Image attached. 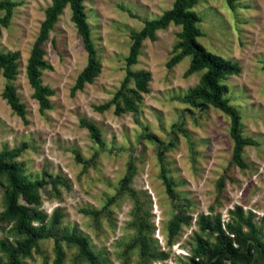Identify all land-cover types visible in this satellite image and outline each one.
<instances>
[{
  "label": "rangeland",
  "instance_id": "obj_1",
  "mask_svg": "<svg viewBox=\"0 0 264 264\" xmlns=\"http://www.w3.org/2000/svg\"><path fill=\"white\" fill-rule=\"evenodd\" d=\"M1 1L14 7L0 28V53L16 67L10 79L0 70V153L18 150L11 161L20 176L44 181L35 204L21 197L18 204L43 217L32 227L52 234L20 264H90L63 239L69 237L83 238L99 264H209L194 255L199 240L212 246L218 234L206 224L218 220L223 230L238 210L250 244H264V0H198L190 9L198 42L238 68L220 83L247 142L243 166L233 158L230 117L211 105L187 104L204 71L188 74L190 57L172 63L180 26L170 23L144 39L127 64L132 35L175 0H82L98 73L80 90L75 83L88 55L66 6L40 45L39 83L51 91L45 109L25 69L54 0ZM128 73L145 76L143 91ZM6 86L23 106L22 117L3 98ZM7 186L0 176V264H7L4 248L24 238L14 220L2 217Z\"/></svg>",
  "mask_w": 264,
  "mask_h": 264
},
{
  "label": "trees",
  "instance_id": "obj_2",
  "mask_svg": "<svg viewBox=\"0 0 264 264\" xmlns=\"http://www.w3.org/2000/svg\"><path fill=\"white\" fill-rule=\"evenodd\" d=\"M198 0H175L172 8L162 14L156 20L145 23L143 29L139 33L132 35L133 44L131 46L127 64L131 65L138 55L139 47L144 39L153 40L157 30L166 28L170 23L180 26L181 31L178 34L179 42L177 49L179 54L173 59V64L180 61L184 57H190L188 74L198 71H204L200 76L198 85L189 90L187 93V104L192 107H198L199 103L211 105L226 113L231 120L230 135L234 141L233 158L237 165L243 166L240 160V152L245 142L240 137V117L230 108L223 100L224 86L221 81L238 72L235 64L229 60L222 59L208 52L199 42L200 35L197 27L198 19L195 14L190 11ZM228 5H232L233 0H226ZM68 6L71 11V21L77 29L78 34L82 38L84 48L87 52V65L78 75L75 89L80 90L85 83H91L98 73V64L94 59L95 51L90 39V30L86 22V15L82 6V0H54L45 14V20L40 27L38 39L33 47L32 53L27 61L25 73L28 82L33 89V96L39 103L40 108H47L46 97L51 95V91L47 87H41L39 83L40 70L45 67L42 62L43 51L40 45L47 39L50 30L53 28L58 16L63 9ZM14 5L8 1L0 0V10L4 11L5 16L0 19V28L7 27L8 21L12 16V8ZM14 58L0 53V70L6 79H10L15 73ZM137 88L143 91L145 76L128 73ZM3 98L7 104L21 117L23 116V106L19 104L14 90L11 86H6L3 92ZM125 98V97H124ZM86 128L90 134L98 139L96 128L93 125H87ZM18 150L12 152L0 153V176L4 175L7 180V191L5 194L6 211L2 215L4 219L14 220L18 233L23 234L24 238L16 243L15 247L8 246L4 248L7 264H20L19 258L29 254L40 239L52 237L51 232L43 233L42 230L35 229L31 226L33 220L42 221L43 217L34 212L29 215V209L26 206L18 204L19 197L28 204H35L38 196L37 191L44 185V181L31 182L20 176L17 164L11 159L18 155ZM167 192L170 196H174L171 188L167 186ZM237 220L233 224H226L225 229H221L220 222L216 220L212 225L206 224V227L218 231L212 246L206 242L199 240L195 256L206 258L209 264H223L228 259L231 264H264V244L256 240L250 244L252 234L243 230L242 214L237 211ZM175 224L171 226V232H174ZM67 242L77 244L81 254L90 262V264H99L96 256H94L87 247V242L83 238H63ZM198 264H203L200 262Z\"/></svg>",
  "mask_w": 264,
  "mask_h": 264
}]
</instances>
